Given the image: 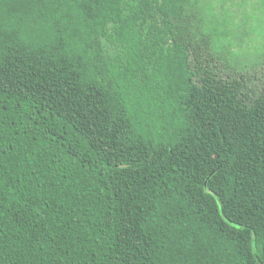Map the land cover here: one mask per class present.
<instances>
[{
    "label": "trees",
    "instance_id": "obj_1",
    "mask_svg": "<svg viewBox=\"0 0 264 264\" xmlns=\"http://www.w3.org/2000/svg\"><path fill=\"white\" fill-rule=\"evenodd\" d=\"M209 9L0 0V264H264V75Z\"/></svg>",
    "mask_w": 264,
    "mask_h": 264
},
{
    "label": "rangeland",
    "instance_id": "obj_2",
    "mask_svg": "<svg viewBox=\"0 0 264 264\" xmlns=\"http://www.w3.org/2000/svg\"><path fill=\"white\" fill-rule=\"evenodd\" d=\"M226 2L219 7L220 3ZM207 8V19H217L219 25L226 26L232 34L226 41L237 42L229 58L233 66L227 70L248 76L264 75V0H204ZM214 17V18H213ZM233 24V25H232ZM232 25V26H231ZM231 26V28H229ZM255 56V57H254Z\"/></svg>",
    "mask_w": 264,
    "mask_h": 264
}]
</instances>
